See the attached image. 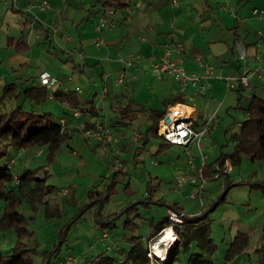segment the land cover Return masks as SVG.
<instances>
[{"label": "rangeland", "instance_id": "obj_1", "mask_svg": "<svg viewBox=\"0 0 264 264\" xmlns=\"http://www.w3.org/2000/svg\"><path fill=\"white\" fill-rule=\"evenodd\" d=\"M221 13L222 11L217 10L219 17H222ZM88 16L71 29L73 35H77L78 28L82 31L80 26L86 22H89L88 32H92L94 19ZM226 16L233 21V17L228 14ZM22 17L21 13L7 7L0 0V47L6 43L8 35H19ZM234 20L237 22V19ZM228 31H231L233 35L232 28ZM51 41L53 50H57L53 53L56 54L59 52L57 40L53 38ZM0 52L1 60L5 49L0 48ZM60 55L64 57L61 52ZM61 56L45 52L36 62L37 67H40V70L45 68L53 70L62 76L72 74L71 64H68V61L64 63ZM63 64H68V69L61 68ZM255 65L251 63L250 68H254ZM2 70L3 68H0V72ZM75 73L77 72L73 74ZM250 82L257 86V90L254 93L244 90L243 106L247 105L249 96L252 94L264 97V85L256 77H252ZM223 83L235 86L219 100L222 106L218 113H215L210 135L203 139V148L198 145H195V148L191 144L188 151L186 147L166 144L162 137L153 133L146 139L148 141H143V137L154 123L149 118V111L145 110L137 112L130 124L116 126L119 130L109 126L115 138L118 137V133L126 134L128 143L125 145L111 143L107 148H103L96 142L85 139L81 131L75 130L72 143H63L55 152L54 158H50L48 147L16 149L17 152L9 148V152L18 156L13 172L17 171L18 164L20 170L40 168L39 176L47 175V183L55 187V191L49 192L46 196L49 204L42 205L39 211H35L29 202H24L20 208L29 219L30 229L34 231V235L27 236L25 240H34L42 250L50 251L57 264L63 263L69 255L78 257L77 264H104L101 256L94 258L93 256L107 252V244L113 245L114 242L121 241V244H117L125 245L124 237L130 239L133 236H140L146 243L152 228L169 215L170 205L178 203L185 214L200 215L204 218L193 227L195 229L193 234L196 236L190 242V249L188 252H179L174 264H181V259H187L191 252L203 253L214 260V264H264L262 241L264 237V160L243 157L240 163L233 165L229 159L230 163L224 162L223 166L217 162L224 153L234 150L237 142L232 136L239 131L241 121L248 118L246 109L239 104L240 95L237 89L240 87V82L237 79H231L228 82L224 79ZM80 85L85 89L88 83L81 82ZM147 89L142 84L136 87L137 96L149 101L146 107L150 108L147 105H152V108L158 110L165 109V102L155 101L156 98H151ZM10 91L12 89L7 92ZM176 101L185 100L177 99ZM56 102L50 99L39 102L27 96L24 91L21 95L0 96V112L10 111L22 105L27 111L51 113L57 121L63 115L67 117L72 115V112L58 108ZM186 102L190 105L196 103L188 100ZM106 106L108 110H104L103 119L117 117L113 110H109L110 102H106ZM93 117L98 118V116ZM135 132L141 135L140 142L131 141ZM40 149L43 150L42 153L38 152ZM204 154L208 155L207 163L213 165L214 169L220 168L221 171H213L210 175H205V181L199 178L198 184L178 186L175 181L176 170L188 167L189 160L193 157L199 160V163L195 162L199 165L201 156ZM120 163L121 165L116 169L114 166ZM229 165L232 166L229 167ZM116 171L120 172L114 180ZM228 183L232 185L228 187ZM110 184H114L113 192L102 205H99V201L94 202V198H90V190L104 191L107 196ZM58 190L59 193H57ZM222 197L225 199L221 202ZM3 206L4 203L0 201V210H3ZM99 213L102 217L115 216V225L112 229L100 228L97 221V218L101 219ZM185 214L182 216L184 221ZM61 228L64 229L62 236L59 232ZM169 231L175 235L174 227L169 224L160 229L156 237L148 241L152 249L158 241L162 242L154 256L161 258L164 257L162 255L165 250L176 252L180 248L176 240L171 244L160 241ZM104 232L110 233L111 241L102 240ZM242 232L248 234L250 246L245 254L229 259L227 249L231 248L233 241ZM205 234H209L216 244L212 254L198 245L201 236ZM17 239L18 236L14 230L0 231V253H13ZM258 245L261 248L260 251L256 249ZM159 250H162V255L158 253ZM108 253L113 255L115 251L112 249ZM182 264H185V261Z\"/></svg>", "mask_w": 264, "mask_h": 264}, {"label": "crops", "instance_id": "obj_2", "mask_svg": "<svg viewBox=\"0 0 264 264\" xmlns=\"http://www.w3.org/2000/svg\"><path fill=\"white\" fill-rule=\"evenodd\" d=\"M2 1L21 13L23 19L19 35H8L6 43L0 47L5 49L0 60V68H3L0 72V96L21 95L31 86L41 89L40 74L49 72L55 75L60 82L44 89L47 94L55 93V98L48 96V99L57 101L58 108L72 112L69 117L63 115L60 118L67 120L65 131L70 134L68 144L72 143L74 131H81L88 115L98 116L108 126L116 128L130 124L140 110L153 111L155 108L152 105L146 107L149 101L137 96L136 87L141 84L159 103H164L166 99L188 100L197 103L191 105L200 120L204 115L215 116L222 106L219 100L231 89L230 85L223 83L224 79L236 80L251 69V63H257L256 55L264 51V16L259 17L254 12L255 9L264 10V0H179L180 6L172 5L170 0H125V7L113 8V25L103 31L98 30L96 18L108 8L103 5L104 0ZM44 2L50 7L41 9ZM217 10L222 11V17L217 15ZM227 14L233 17V21L227 19ZM87 15L94 19L92 32H88L89 22H86L80 26L82 31L78 28L77 35H73L71 29ZM54 28H59L56 33ZM231 28L233 35L228 31ZM21 35L25 36L29 45L23 52L16 51L14 44L9 45L10 38L16 40ZM53 38L59 46L56 54L51 45ZM237 40L247 46L245 64L239 59L235 47ZM96 41L100 44L97 45ZM178 42L183 44V51L174 52L173 59L184 66L188 75L197 74L201 78L200 84L206 79L210 82V89L205 95L200 94L198 86L192 84L182 91L170 76L162 75L153 67L151 57L158 60L164 54L166 45ZM45 52L58 57L60 52L63 53L61 60L64 63L68 61L73 73H77L62 76L47 68L40 70L36 62ZM135 54H141L140 60L134 66H128L127 61ZM198 58L213 66V71L207 73ZM68 64H63L61 68L68 69ZM123 70L126 79L118 83ZM81 82L88 83V86L77 91L75 88L81 86ZM9 85H14V88L6 93ZM66 86L68 92L64 91ZM252 86L253 90L249 91L254 93L257 86ZM106 102H110L109 110H113L117 117L103 119L104 110H108ZM123 108H127L125 118H122ZM76 112L82 114L75 115ZM125 135L118 133L116 144H127ZM147 138L145 135L143 141ZM90 141L100 145L96 140ZM194 161L199 163L196 158ZM17 168L20 169L19 164ZM123 240L125 245L128 244L126 239Z\"/></svg>", "mask_w": 264, "mask_h": 264}, {"label": "trees", "instance_id": "obj_3", "mask_svg": "<svg viewBox=\"0 0 264 264\" xmlns=\"http://www.w3.org/2000/svg\"><path fill=\"white\" fill-rule=\"evenodd\" d=\"M103 5L117 10L125 7L127 2L125 0H104ZM13 44L16 51L19 52H23L29 48L24 35H21L16 40L10 38L9 45ZM13 88L14 85L7 86L6 93H9L7 91L13 90ZM244 90L245 88L241 85L237 89L240 95L239 104L246 109L248 118L241 121L239 131H236L232 136L237 142L234 150L230 153H224L217 160L220 165L226 159H230L233 165L238 164L243 157L264 160V97L261 98L256 96V94H252L249 96L247 105L243 106ZM24 91L27 96L39 102H44L48 99L47 90L44 87L40 89L39 86H31L27 87ZM176 102V100L166 99L165 109L150 111L149 118L154 123L148 129L146 134L148 137L152 133L158 135L157 126L160 118L163 116L165 110ZM126 110L127 108L121 109L123 113L122 118H125ZM66 129L67 125L63 124L61 120H55L51 113L41 114L35 111H27L22 105H18L10 111L0 112V201L4 203L3 210H0V231L14 230L18 236L13 253H0V264H57V261L53 260L50 251L42 250L34 240H25L27 236H33L34 231L30 229L28 217L20 209L24 202H29L35 211H39L42 205L49 204L46 196L49 192L55 191V187H51L47 183V175L44 177L39 176L40 168L17 169L16 172H13V166L10 161L14 153L9 152V148L15 150L48 147L50 158H54L55 152L70 138L68 131H65ZM217 170L214 169L213 165L208 163L204 169L206 175H210L213 171ZM119 172H115L114 180H116ZM15 175L18 177V181H16ZM231 185L232 183H228L227 186L230 187ZM113 186L114 184H110L107 196L104 191L97 192L95 190H90L89 196L90 198H94V202L99 201V205H102L103 201L109 198L111 192H113ZM127 189H129V186H127ZM224 199L225 197H222L221 202ZM170 209L185 214V211L178 203L170 205ZM99 215L101 219L97 218V221L102 230H110L114 227V215L106 217H102L101 213ZM185 215V221L175 225V230L178 234L176 243L180 244V248L176 252H173L174 250L172 252L169 251L165 258H150L147 253L149 250L148 241L150 238L155 237L160 229L170 224L169 215L152 228L146 243L143 242L140 236H133L130 239L125 237L128 244L120 245L118 252L110 255L107 251L96 254L93 258L101 256V261L104 264H125L127 261L130 264H174L179 252H188L190 249V242L196 236L193 234V230H195L193 227L197 225L200 219L204 218L194 214ZM180 226H184L185 228L182 229ZM126 227H128L127 224ZM63 231V228L59 231L61 236L63 235ZM201 237V240L198 242L199 247L203 250L206 249L209 251V254H212L216 247L213 239L209 234ZM262 241L264 243V237ZM249 246V236L242 232L233 241L231 248L227 249V257L230 259L234 256L245 254ZM256 249L257 251L261 250L259 245ZM183 260L185 264H214V260L206 257L201 252H191L187 259H181V264L184 262Z\"/></svg>", "mask_w": 264, "mask_h": 264}, {"label": "built area", "instance_id": "obj_4", "mask_svg": "<svg viewBox=\"0 0 264 264\" xmlns=\"http://www.w3.org/2000/svg\"><path fill=\"white\" fill-rule=\"evenodd\" d=\"M174 6H180L179 0H170L169 1ZM41 9H47L50 5L47 2H44L41 6ZM264 10H257L255 9L254 12L259 17L264 16ZM115 10L111 7L107 8L101 15L96 18V25L98 30L103 31L104 29L110 28L113 25L112 15L114 14ZM59 28H54L53 32L56 33ZM53 33V34H54ZM96 44L99 45L100 41H96ZM235 47L238 51L240 61L245 64L248 58V49L246 44L241 41L237 40ZM183 51V44L182 43H173L168 44L165 47L164 54L159 57V59H154L151 57V62L153 67L158 70L162 75L170 76L175 82L178 83L180 89L184 91L190 84L194 86H198L199 93L205 95L208 93L210 89V82L206 79L203 83H199L201 78L197 74L188 75L186 73L185 68L182 64L178 63L175 59H173L174 52H182ZM141 54H135L129 58L127 61L128 66H134V64L140 60ZM198 61L201 66H203L207 73H211L213 70V66L209 64H205L202 62L200 58ZM256 65L254 68L248 70L247 72L241 74L237 80L240 82V85L245 88V90H253V86L251 81L252 77H256L258 81H260L264 85V51L262 54L256 55ZM125 70L121 71L118 83H122L126 79ZM70 79L72 77H69ZM228 82L230 78H225ZM40 82L42 87L44 88H51L57 85L60 82V79L55 77L49 72H43L40 74ZM230 87H234L233 84ZM77 91L81 90V86H77L75 88ZM64 91L68 92L69 89L66 86ZM49 98H55V93L50 92L48 93ZM196 109L185 101H178L175 104L170 105L167 110H165L163 116L160 118L157 126V134L164 139L166 143L171 145H178L181 147H186L189 150L191 144L198 145L200 148H203V139L205 136L209 134L212 128V121L214 119V115H204L203 119L200 120L197 113L195 112ZM81 112H76L75 115H81ZM61 122L67 125V120L65 118L61 119ZM81 131L85 139L89 140H96L103 148H107L111 143L116 144L118 142V138H115L111 133V128L101 121L99 118H95L93 116H87L85 122L81 126ZM141 135L139 132H135L132 136V140L137 142L140 140ZM39 153H42L43 150H39ZM208 155L204 154L201 156V163L198 165L194 161V157L189 160V166L187 168H180L176 170L175 173V181L176 184L180 187L186 184H198L199 178H202L203 181L206 179L205 174V166L207 164ZM18 156L14 154L11 158V165L14 167L17 164ZM226 164L230 163L229 159L225 160ZM121 165H115L114 167L118 169ZM232 165H229L231 167ZM217 171H221L218 168ZM16 181H18V177L15 175ZM202 188V185H200ZM66 193V191H63ZM183 213H179L176 210L170 209L169 211V220L170 225L174 227L175 235L177 238L178 234L175 230V225L183 223L182 219ZM157 236V235H156ZM155 236V237H156ZM165 235L161 238L160 241H164ZM154 238V237H153ZM178 239V238H177ZM102 240L104 242L111 241V235L109 232H104L102 234ZM166 242V241H165ZM160 243L157 242L156 245H153V249L149 247L148 255L150 258H155L154 254L157 251L158 246ZM107 250H114L118 252L120 250V245L116 242L113 245L107 244ZM169 250H165V256L161 258H165L168 254ZM125 259V257L123 256ZM78 257L69 255L61 264H77ZM125 264H130L129 261L125 262Z\"/></svg>", "mask_w": 264, "mask_h": 264}, {"label": "bare ground", "instance_id": "obj_5", "mask_svg": "<svg viewBox=\"0 0 264 264\" xmlns=\"http://www.w3.org/2000/svg\"><path fill=\"white\" fill-rule=\"evenodd\" d=\"M174 240L177 241V238H175L174 233L172 231L167 232V234L164 237V241H166L167 243H170L171 244ZM158 253H160V255L163 254L162 253V250H159ZM164 254L162 256H165Z\"/></svg>", "mask_w": 264, "mask_h": 264}]
</instances>
